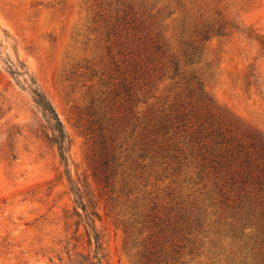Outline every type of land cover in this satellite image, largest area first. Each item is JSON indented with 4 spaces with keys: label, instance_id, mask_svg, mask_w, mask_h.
<instances>
[{
    "label": "rangeland",
    "instance_id": "374dc122",
    "mask_svg": "<svg viewBox=\"0 0 264 264\" xmlns=\"http://www.w3.org/2000/svg\"><path fill=\"white\" fill-rule=\"evenodd\" d=\"M220 26L222 36L200 41L199 32ZM247 33L264 40V0H0V264H147L143 255L156 241L167 251L183 245L178 264H264V216L247 218L246 204L237 206L228 190L223 201L213 177L200 178L185 150L179 165L138 158L141 128L133 124L146 109L142 79L133 118L113 135L121 167L111 185L102 181L95 144L98 123L109 135L110 119L125 114L123 94L112 93H121L146 39L165 51L149 64L152 110L196 105L194 94L168 79L172 57L181 58L193 40L200 59L185 71L200 78L214 112L237 135L264 140V48ZM35 90L67 134V176L85 212L48 141ZM179 217L177 226L189 220L191 233L171 236Z\"/></svg>",
    "mask_w": 264,
    "mask_h": 264
},
{
    "label": "trees",
    "instance_id": "16d2710c",
    "mask_svg": "<svg viewBox=\"0 0 264 264\" xmlns=\"http://www.w3.org/2000/svg\"><path fill=\"white\" fill-rule=\"evenodd\" d=\"M222 26L214 29L202 30L198 33L200 41H208L211 35L222 36ZM238 31V28L235 27ZM247 38L254 39L259 45L264 48V40L259 36L247 33ZM193 40L186 43V49L180 56H173L170 61L171 74L169 80H175L182 83L188 95H195L197 98L196 105L193 106L188 101L181 104L176 103L165 109L154 111L146 104L148 90L151 84L150 71H154V67L159 63L160 59L165 55V51L161 44L157 41H142L140 51L142 58L139 60L133 59L130 65L131 74L123 81L119 93V89L113 90L112 96L118 97L120 94L124 96V102L118 105L123 108L125 114H122L120 119H110L111 128L110 134H104L106 128L102 125V120L99 124L98 137L99 161L102 181L105 185H111V179L116 176L117 169L121 167L118 163V158L113 149L114 138L113 135L117 133V129L134 116L133 107L137 102L136 88L138 80H143V87L138 91L143 90V105L146 106L142 116L135 118L133 127L141 128L140 133V148L141 154L138 158L140 160H147L151 164L160 162L163 164L164 160H171L175 164H180L182 159L180 155L185 156L196 163L198 168V176L200 178L205 175H210L215 181V187L218 194L224 198L225 190L233 192L235 195V204L242 205L240 199L246 204L247 218L253 217L256 213L259 216H264V140L253 133H242L237 135L234 131L237 127L224 116L214 112V105L211 100L207 99L203 90V84L199 77L195 75L194 71H185L186 68L197 64L200 59V48ZM140 57V56H139ZM141 63V64H140ZM163 65L156 68L159 73L163 70ZM12 75H17L12 72ZM33 93V102L44 114L48 121L49 130L51 132L48 140L56 149L59 163L64 168L69 190L76 196L77 191L73 183L68 178L67 161L69 150V139L64 130V127L59 120L55 110L46 98L38 91ZM117 107V106H116ZM118 109V108H117ZM105 116V115H104ZM103 116V117H104ZM182 144L183 148L179 147ZM177 154L179 156H177ZM98 169L95 168L93 177H97ZM73 202L79 205L81 210L85 212V207L76 196ZM179 219L175 222L171 236H176L179 233H191V222L187 220L184 226H177ZM181 221V220H180ZM89 240H93L95 250L99 249V239L94 230L89 226ZM88 236V233H87ZM187 241L186 238L182 239ZM180 240V242H182ZM264 246V235L261 241ZM164 242L156 241L152 243L151 250L143 255L147 264H178L183 249L182 244L171 243L167 251ZM154 250H153V249ZM190 254V253H189ZM94 256L95 262L99 263L97 253Z\"/></svg>",
    "mask_w": 264,
    "mask_h": 264
}]
</instances>
